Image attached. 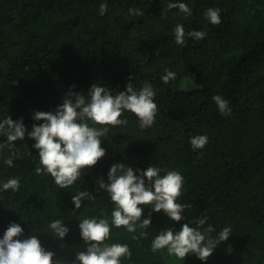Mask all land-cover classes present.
Masks as SVG:
<instances>
[{"label": "trees", "instance_id": "obj_1", "mask_svg": "<svg viewBox=\"0 0 264 264\" xmlns=\"http://www.w3.org/2000/svg\"><path fill=\"white\" fill-rule=\"evenodd\" d=\"M170 2L187 4L192 14L165 11ZM209 8L221 10V24L205 18ZM177 24L207 36L178 45ZM165 69L176 73L167 84L161 79ZM130 76L137 90L152 84L156 123L141 130L135 115L125 112L128 124L110 128L101 144L106 155L74 186L60 189L50 175L35 174L39 153L27 134L0 150V183L18 177L21 185L18 192H0V239L10 223H18L21 239L36 235L46 250L73 264L87 247L79 222L104 218L103 210L111 223L114 205L97 180L107 183L116 163L134 170L155 166L183 175L179 202L192 207L179 223L152 212L147 239L133 240V233L112 227L106 243L132 250L131 260L121 264H166V250H151L155 236L185 222L196 227L205 215L204 227L211 224L213 235L225 227L232 234L206 264H264V0H0V121L22 118L30 132L44 122L34 120V112L55 113L70 90L87 98L96 83L115 95L125 91ZM215 95L229 102L230 117L220 114ZM197 135H207L208 144L194 151L190 139ZM0 143L7 144L6 137ZM8 158L12 167L4 163ZM79 191L95 199L75 209L72 197ZM149 212L145 208V218ZM56 219L70 229L63 241L48 227ZM183 261L205 264L194 254Z\"/></svg>", "mask_w": 264, "mask_h": 264}, {"label": "clouds", "instance_id": "obj_2", "mask_svg": "<svg viewBox=\"0 0 264 264\" xmlns=\"http://www.w3.org/2000/svg\"><path fill=\"white\" fill-rule=\"evenodd\" d=\"M179 9L185 15H191L192 10L183 2H170L165 11ZM107 12V4H101L99 14ZM133 15L142 16L139 9H129ZM212 25L222 23L221 10L209 8L204 13ZM175 43L186 46L189 40L199 41L207 36L205 31L186 32L183 25L177 24L174 29ZM161 77L167 84L176 79V73L165 69ZM125 91L113 95L106 87L93 83L87 98L83 93L70 90L65 94L62 104L53 112H34L33 119L44 121L33 124L32 130L27 131L23 119L13 121L9 115L0 121V136L7 139V144L0 143V150L11 148L17 140H24L27 134L35 141L33 147L39 153V166L35 174L50 175L56 186L68 189L81 181L87 170L92 169L106 155L101 146L102 138L106 137L110 128L122 127L128 124L124 117L130 112L138 119L141 130L148 129L156 123L159 111L155 103L156 92L151 83L145 82L137 90L129 77ZM76 86L72 85L71 89ZM221 115L231 116L229 102L220 95L213 96ZM91 122V125H90ZM94 125H99L96 127ZM193 150H202L208 144L207 135H197L190 139ZM13 158H19L18 153L12 152ZM13 158L4 161L9 167L13 166ZM164 172V175L161 173ZM100 190L108 193L114 205L111 212V223L101 210V217L84 218L79 222L80 235L86 251L75 255L73 264H121L122 260H131L132 250L128 244H108L112 238V227H123L133 233V240L147 239V229L151 228L152 212L163 211L174 222L187 220L185 212L192 206L179 202L184 192V177L176 170H165L148 166L145 170H134L131 166L116 163L108 171V182L103 178L97 180ZM20 178H9L0 183V192H18ZM88 191H79L72 197L75 209H80L84 200H94ZM145 208H149L147 218ZM207 216L196 220V227L188 222L182 223L177 231L168 227L159 232L152 240L153 253L167 251L168 256L185 260L189 254L195 255L205 262L213 255L214 250L231 237V228L225 227L217 235L216 229L207 223ZM54 237L63 241L70 229L60 219L48 225ZM139 233L138 235H135ZM24 229L20 224L12 222L0 239V264H65L52 251L46 250L36 235L21 239ZM65 245H62L63 247ZM230 250V249H229Z\"/></svg>", "mask_w": 264, "mask_h": 264}, {"label": "rangeland", "instance_id": "obj_3", "mask_svg": "<svg viewBox=\"0 0 264 264\" xmlns=\"http://www.w3.org/2000/svg\"><path fill=\"white\" fill-rule=\"evenodd\" d=\"M164 256L166 257V264H185L183 260H178L175 256H168L167 252Z\"/></svg>", "mask_w": 264, "mask_h": 264}]
</instances>
